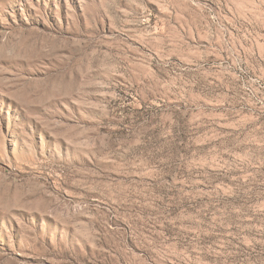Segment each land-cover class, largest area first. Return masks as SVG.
I'll return each mask as SVG.
<instances>
[{"label": "rangeland", "instance_id": "1", "mask_svg": "<svg viewBox=\"0 0 264 264\" xmlns=\"http://www.w3.org/2000/svg\"><path fill=\"white\" fill-rule=\"evenodd\" d=\"M0 264H264V0H0Z\"/></svg>", "mask_w": 264, "mask_h": 264}]
</instances>
